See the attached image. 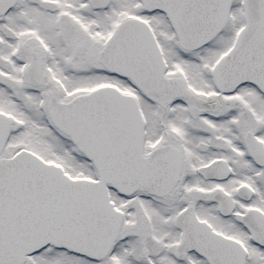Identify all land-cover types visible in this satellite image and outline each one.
<instances>
[{"label": "snow or ice", "instance_id": "obj_1", "mask_svg": "<svg viewBox=\"0 0 264 264\" xmlns=\"http://www.w3.org/2000/svg\"><path fill=\"white\" fill-rule=\"evenodd\" d=\"M0 264H264V0H0Z\"/></svg>", "mask_w": 264, "mask_h": 264}]
</instances>
